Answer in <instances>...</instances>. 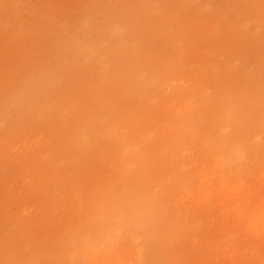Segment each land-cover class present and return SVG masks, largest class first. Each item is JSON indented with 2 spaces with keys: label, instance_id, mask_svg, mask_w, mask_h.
I'll use <instances>...</instances> for the list:
<instances>
[{
  "label": "rangeland",
  "instance_id": "374dc122",
  "mask_svg": "<svg viewBox=\"0 0 264 264\" xmlns=\"http://www.w3.org/2000/svg\"><path fill=\"white\" fill-rule=\"evenodd\" d=\"M0 264H264V0H0Z\"/></svg>",
  "mask_w": 264,
  "mask_h": 264
}]
</instances>
